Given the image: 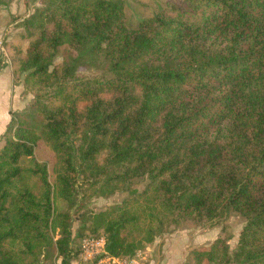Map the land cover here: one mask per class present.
I'll use <instances>...</instances> for the list:
<instances>
[{"label": "trees", "instance_id": "16d2710c", "mask_svg": "<svg viewBox=\"0 0 264 264\" xmlns=\"http://www.w3.org/2000/svg\"><path fill=\"white\" fill-rule=\"evenodd\" d=\"M20 26L26 49L4 46L34 99L0 136V264L77 259L56 201L72 198L79 174L101 195L150 181L93 217L113 257L171 223L234 211L245 220L237 250L219 237L191 264H264V0H176L133 27L116 0H45ZM65 45L75 55L54 66ZM84 58L108 76L78 79Z\"/></svg>", "mask_w": 264, "mask_h": 264}, {"label": "rangeland", "instance_id": "374dc122", "mask_svg": "<svg viewBox=\"0 0 264 264\" xmlns=\"http://www.w3.org/2000/svg\"><path fill=\"white\" fill-rule=\"evenodd\" d=\"M123 6L124 21L128 26H135L141 19L151 17L155 11L166 3H173L176 0H116ZM45 0H1L0 3V56L6 59L11 69L13 84L21 86V99L24 103L22 110L15 112L17 117H24L31 111L33 94L25 88V73H12L11 60L5 49L4 42L15 38L22 50H25L30 37H26V31L20 23L24 18L31 15L36 9L43 8ZM20 37V38H19ZM74 56L66 45L58 49L53 65H59L68 56ZM83 64L78 68L77 76L81 80H94L108 76L102 63H92L89 58H84ZM16 117V118H17ZM5 132V131H4ZM3 132V133H4ZM35 156L44 161L52 157L48 148L39 143ZM91 180L79 174L75 183V190L69 201H56L59 212H65L70 218L71 228V250H78L81 239L87 234H95L90 230L93 227V217L100 211L107 210L122 203L131 197L133 193H141L150 183L146 176L132 177L123 186L111 194L101 195L97 186H89ZM245 220L234 211L227 213L226 217L214 224L206 222L196 223L190 219L180 220L178 223H171L164 228V231L156 236L150 244H146L140 251V257L144 264H154L163 255L164 238L175 235L177 240L169 242L165 246L166 253L170 257L184 259L181 264H191L190 253L197 248L209 247L216 239L223 237L226 240L229 254H233L238 247L239 234L244 226ZM100 232V231H99ZM52 254L46 261H50Z\"/></svg>", "mask_w": 264, "mask_h": 264}, {"label": "crops", "instance_id": "0c3cea01", "mask_svg": "<svg viewBox=\"0 0 264 264\" xmlns=\"http://www.w3.org/2000/svg\"><path fill=\"white\" fill-rule=\"evenodd\" d=\"M21 86L13 84L11 69L6 59L0 56V136L6 130L10 121L11 113L19 112L22 110L24 103L20 97ZM177 237L170 235L169 238H164L163 250L161 251L162 257L159 256L154 264H181L184 259L170 257L166 253L165 246L169 242H175ZM44 264H60V257L52 254L51 260L46 261ZM70 264H80L78 258L71 261Z\"/></svg>", "mask_w": 264, "mask_h": 264}, {"label": "built area", "instance_id": "2783aa9c", "mask_svg": "<svg viewBox=\"0 0 264 264\" xmlns=\"http://www.w3.org/2000/svg\"><path fill=\"white\" fill-rule=\"evenodd\" d=\"M78 261L80 264H144L140 251L132 257L117 258L105 251V238L100 235L87 234L79 244Z\"/></svg>", "mask_w": 264, "mask_h": 264}]
</instances>
